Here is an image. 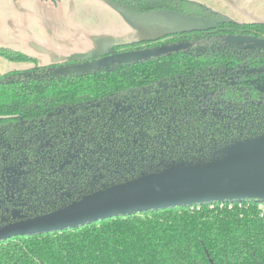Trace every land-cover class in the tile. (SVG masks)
Wrapping results in <instances>:
<instances>
[{
  "label": "trees",
  "instance_id": "trees-1",
  "mask_svg": "<svg viewBox=\"0 0 264 264\" xmlns=\"http://www.w3.org/2000/svg\"><path fill=\"white\" fill-rule=\"evenodd\" d=\"M110 1L136 14L215 21L217 29L144 42L152 49L200 41L188 52L73 73L63 70L87 61L40 66L0 48L9 61L33 64L0 75V227L60 209L161 159L210 158L215 145L264 135V92L251 83L264 72H241L264 68V47L225 42L264 39L263 23L227 21L185 0ZM120 103L133 110L116 112ZM263 205L171 208L13 238L0 242V264H264Z\"/></svg>",
  "mask_w": 264,
  "mask_h": 264
},
{
  "label": "water",
  "instance_id": "water-1",
  "mask_svg": "<svg viewBox=\"0 0 264 264\" xmlns=\"http://www.w3.org/2000/svg\"><path fill=\"white\" fill-rule=\"evenodd\" d=\"M226 43L260 47L264 46V39L229 36ZM190 46L175 45L115 54L66 68L63 72L140 62ZM247 200L264 202V135L226 143L215 149L210 158L161 159L149 171L104 185L58 210L0 227V242L63 232L101 220L150 211Z\"/></svg>",
  "mask_w": 264,
  "mask_h": 264
},
{
  "label": "crops",
  "instance_id": "crops-1",
  "mask_svg": "<svg viewBox=\"0 0 264 264\" xmlns=\"http://www.w3.org/2000/svg\"><path fill=\"white\" fill-rule=\"evenodd\" d=\"M223 19L264 24V0H185ZM217 29L206 19L168 11L136 14L110 0H0V48L28 55L40 66L97 58L116 46L174 34ZM0 56V75L32 68Z\"/></svg>",
  "mask_w": 264,
  "mask_h": 264
},
{
  "label": "flooded vegetation",
  "instance_id": "flooded-vegetation-1",
  "mask_svg": "<svg viewBox=\"0 0 264 264\" xmlns=\"http://www.w3.org/2000/svg\"><path fill=\"white\" fill-rule=\"evenodd\" d=\"M231 36H245V35H231ZM229 37V36H227ZM227 37L225 38V42L227 41ZM252 37V36H251ZM200 44V41H184V40H179V41H176V42H171V43H165L164 46H161V47H169V46H175V45H191L189 48L185 49V50H181V51H178V52H173V53H170V54H166V55H172V54H175V53H179V52H188L192 49H194L195 47H197L198 45ZM227 44V43H226ZM230 45V44H228ZM231 45H237V46H242L244 49L246 50H253V49H256V48H261V47H264V46H260V47H251L249 46L248 44H231ZM160 48V47H159ZM198 48V47H197ZM145 49H150V47H148L147 45H145L144 43L143 44H140L139 46H134V47H126V48H121L119 51L115 52L116 51V48H115V51L111 54H107V55H104V56H100V57H97V58H91V59H86V60H74V61H87V62H92V61H96V60H101V59H105V58H108L112 55H115V54H121V53H128V52H133V51H140V50H145ZM166 55H162V56H159V57H163V56H166ZM159 57H154V58H150V59H155V58H159ZM148 59V60H150ZM144 61H147V60H144ZM67 62V61H66ZM86 62V63H87ZM142 62V61H140ZM64 63V62H63ZM117 65H122V64H117ZM47 66V65H46ZM115 66V65H114ZM112 67V66H110ZM30 69V68H29ZM28 70V69H26ZM243 74H254V73H262L264 72V68H253V69H249V68H246L244 70L241 71ZM7 74V73H6ZM251 83L256 87V89L264 92V89L262 88V85L264 84V80L262 79H256V80H253L251 81ZM133 110V106H127V105H122L121 103L120 104H117V108H116V112H119V111H132ZM232 141H235V140H232ZM231 141V142H232ZM223 146V145H222ZM222 146H219L217 147L216 145L214 147L211 148L212 152L215 151V149L217 148H220ZM202 150L200 149L199 151H197L198 153L201 152ZM153 167V165H151L150 169L151 170ZM148 170V171H149ZM66 197V194L63 193L61 196ZM62 208V207H61ZM19 210H21L19 208ZM58 210V209H57ZM55 211V210H54ZM50 213V212H49ZM46 214V213H45ZM40 215H43V214H40ZM39 216V215H37ZM32 217H35V216H32ZM28 218H31V217H28ZM26 219V218H24ZM18 220H21V219H18ZM18 220H15V221H18ZM14 221V222H15ZM3 227V226H2Z\"/></svg>",
  "mask_w": 264,
  "mask_h": 264
},
{
  "label": "built area",
  "instance_id": "built-area-1",
  "mask_svg": "<svg viewBox=\"0 0 264 264\" xmlns=\"http://www.w3.org/2000/svg\"><path fill=\"white\" fill-rule=\"evenodd\" d=\"M232 207V206H231ZM261 208L263 209V211H264V205L263 206H261Z\"/></svg>",
  "mask_w": 264,
  "mask_h": 264
},
{
  "label": "rangeland",
  "instance_id": "rangeland-1",
  "mask_svg": "<svg viewBox=\"0 0 264 264\" xmlns=\"http://www.w3.org/2000/svg\"><path fill=\"white\" fill-rule=\"evenodd\" d=\"M228 21V20H227ZM262 88L264 89V84L262 85ZM18 216V215H17Z\"/></svg>",
  "mask_w": 264,
  "mask_h": 264
}]
</instances>
